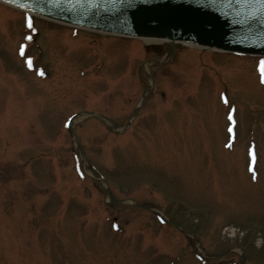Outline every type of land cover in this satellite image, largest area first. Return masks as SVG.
<instances>
[{"label": "rangeland", "instance_id": "rangeland-1", "mask_svg": "<svg viewBox=\"0 0 264 264\" xmlns=\"http://www.w3.org/2000/svg\"><path fill=\"white\" fill-rule=\"evenodd\" d=\"M27 20L0 5V264H264L257 57Z\"/></svg>", "mask_w": 264, "mask_h": 264}, {"label": "water", "instance_id": "water-1", "mask_svg": "<svg viewBox=\"0 0 264 264\" xmlns=\"http://www.w3.org/2000/svg\"><path fill=\"white\" fill-rule=\"evenodd\" d=\"M46 16L97 25V6L131 21L116 31L264 53V0H7ZM95 10V11H94ZM111 19L104 20L110 30Z\"/></svg>", "mask_w": 264, "mask_h": 264}, {"label": "bare ground", "instance_id": "bare-ground-1", "mask_svg": "<svg viewBox=\"0 0 264 264\" xmlns=\"http://www.w3.org/2000/svg\"><path fill=\"white\" fill-rule=\"evenodd\" d=\"M107 34V33H106ZM111 35V34H107ZM114 36H119V35H114ZM142 41L150 46H161V47H170L172 48L174 45H183L187 46L185 43H181L180 41L177 40H170V39H160V38H143ZM188 47V46H187ZM190 47V46H189ZM195 48V47H193ZM78 122V118H76L72 124H75Z\"/></svg>", "mask_w": 264, "mask_h": 264}, {"label": "snow or ice", "instance_id": "snow-or-ice-1", "mask_svg": "<svg viewBox=\"0 0 264 264\" xmlns=\"http://www.w3.org/2000/svg\"><path fill=\"white\" fill-rule=\"evenodd\" d=\"M29 27H31V19L29 18ZM259 70L261 72L262 82H264V59L259 61Z\"/></svg>", "mask_w": 264, "mask_h": 264}]
</instances>
